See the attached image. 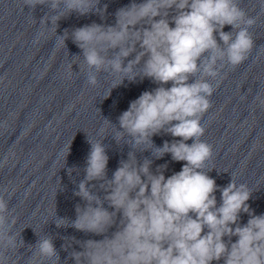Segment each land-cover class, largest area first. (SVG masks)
I'll return each instance as SVG.
<instances>
[{
	"label": "clouds",
	"instance_id": "9594fccd",
	"mask_svg": "<svg viewBox=\"0 0 264 264\" xmlns=\"http://www.w3.org/2000/svg\"><path fill=\"white\" fill-rule=\"evenodd\" d=\"M37 6L48 8L39 23L54 26L55 35L59 21L72 13L104 19L108 8L101 0H23L22 10L32 13ZM114 16L112 25L92 23L71 32L83 57L79 71L90 86L101 73L112 78L103 99L125 80L148 79L157 86L130 101L117 117L118 127L104 118L103 139L114 127L112 138L130 149L111 178L103 139L88 138L85 175L73 192L84 203L75 205L74 220L57 217L55 224L102 239L73 237L82 250H73L70 258L74 264H264V213H255L248 203L252 191L233 175L227 185H217L208 174L215 168L206 167L213 147L202 139V118L223 70L238 68L255 46L250 29L257 17L241 0H130ZM226 26L231 30L224 31ZM59 36L55 46L66 47L68 30ZM158 135L173 139L157 146ZM145 152L151 156L139 159ZM166 155L183 162L180 171L166 176L167 163L153 169ZM73 171L68 169L69 176ZM242 214L249 217L246 223ZM16 223L0 195V264H9L7 253L25 246L21 233L18 240L11 232ZM29 251L33 264H60L51 236L39 238Z\"/></svg>",
	"mask_w": 264,
	"mask_h": 264
}]
</instances>
